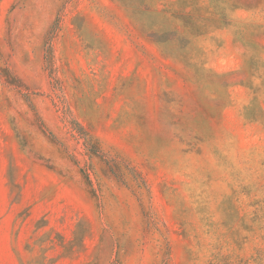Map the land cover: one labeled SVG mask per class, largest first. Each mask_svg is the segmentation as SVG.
<instances>
[{
    "label": "rangeland",
    "instance_id": "obj_1",
    "mask_svg": "<svg viewBox=\"0 0 264 264\" xmlns=\"http://www.w3.org/2000/svg\"><path fill=\"white\" fill-rule=\"evenodd\" d=\"M185 1L0 0V264H264V0Z\"/></svg>",
    "mask_w": 264,
    "mask_h": 264
},
{
    "label": "trees",
    "instance_id": "obj_2",
    "mask_svg": "<svg viewBox=\"0 0 264 264\" xmlns=\"http://www.w3.org/2000/svg\"><path fill=\"white\" fill-rule=\"evenodd\" d=\"M123 7L128 11L130 18H136L139 15H143L146 11V8L144 5H135V4H122ZM190 8V4L187 1H183L179 3V10L176 11H161L160 15H162V18L169 23L171 27L165 28L161 25H158L156 29H153L155 27H149L147 30L149 32L148 37L157 44H166L169 40L168 37L172 38L174 37V34L177 32L175 23L179 22L181 27L183 29L188 30L190 33V27H193V25L190 23V11L187 12L186 10ZM218 14V13H216ZM215 16L214 14H212ZM211 17L210 20L213 24H218L224 17L223 13L220 14L218 19H215L214 17ZM195 30V29H194ZM196 32V31H195ZM196 34V33H195ZM167 36L168 39H163Z\"/></svg>",
    "mask_w": 264,
    "mask_h": 264
}]
</instances>
